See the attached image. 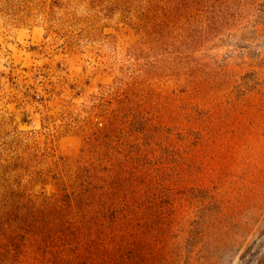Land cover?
<instances>
[{
  "label": "rangeland",
  "instance_id": "obj_1",
  "mask_svg": "<svg viewBox=\"0 0 264 264\" xmlns=\"http://www.w3.org/2000/svg\"><path fill=\"white\" fill-rule=\"evenodd\" d=\"M76 258L264 263V0H0V264Z\"/></svg>",
  "mask_w": 264,
  "mask_h": 264
},
{
  "label": "trees",
  "instance_id": "obj_2",
  "mask_svg": "<svg viewBox=\"0 0 264 264\" xmlns=\"http://www.w3.org/2000/svg\"><path fill=\"white\" fill-rule=\"evenodd\" d=\"M81 190V189H80ZM65 197H67V204L70 206H76L75 208L80 209V210H85V200H87L88 196L82 194V190L81 192H72V194H65ZM88 202V201H87ZM86 206H89L88 203L86 204ZM70 264H82L81 262L78 261V259H73ZM264 264V263H261Z\"/></svg>",
  "mask_w": 264,
  "mask_h": 264
}]
</instances>
